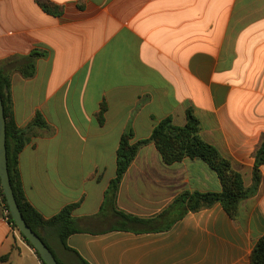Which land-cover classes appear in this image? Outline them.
<instances>
[{"label": "crops", "instance_id": "0c3cea01", "mask_svg": "<svg viewBox=\"0 0 264 264\" xmlns=\"http://www.w3.org/2000/svg\"><path fill=\"white\" fill-rule=\"evenodd\" d=\"M50 1L60 16L35 0H0V70L11 77L17 125L41 113L50 126L20 155L28 200L46 218L80 204L73 216L83 232L67 239L69 250L60 246L61 264H251L264 236V166L258 193L235 219L219 203L185 212L174 200L221 192L218 175L200 159L167 165L148 144L124 175L117 206L155 218L156 230H111L118 219L103 204L122 135L147 139L166 118L184 126L188 109L203 140L252 185L264 141V0ZM34 51L44 55L26 78L20 69ZM2 256L0 264H42L0 199Z\"/></svg>", "mask_w": 264, "mask_h": 264}, {"label": "trees", "instance_id": "16d2710c", "mask_svg": "<svg viewBox=\"0 0 264 264\" xmlns=\"http://www.w3.org/2000/svg\"><path fill=\"white\" fill-rule=\"evenodd\" d=\"M35 2L44 12L52 16H60L63 13V9L50 0H35ZM42 55L44 54L38 51H34L31 54L28 61L20 69L24 77H33L36 71L35 60ZM0 95L2 97L6 118V146L9 175L17 204L27 225L44 241L53 252L58 263L61 264L48 241L55 237L58 239L61 247L69 250L66 246L67 239L73 234L83 232L73 216L74 210L78 208L80 204L68 205L56 216L46 218L30 203L24 191L20 174V155L33 143L35 138L41 136L42 131H49L50 126L41 113H37L33 121L25 128H20L17 125L14 117V106L11 95V77L1 70ZM107 110V105L103 103L97 115L100 124L104 123ZM186 115L187 123L184 126L174 124L171 118L161 120L154 127L150 137L147 139L135 141L132 130L122 135L117 150L116 176L111 181L105 193V202L103 204V209L107 206H111L114 210L115 217L118 219V225L111 230H156L150 226L155 221V218L143 219L135 217L120 211L117 206V195L122 179L135 160L140 149L148 144H154L156 146L164 163L167 165L182 162L187 158L200 159L218 175L222 184L221 192H184L174 200L172 206L178 205L180 209L185 210V212H198L219 203L230 217L235 219L240 203L243 200L254 197L258 193L262 182L261 169L264 166V141L255 154L253 183L247 188L244 185L242 175L233 169L231 162L224 158L216 147L203 140L200 134L201 123L195 116L193 109H188ZM0 199L5 208L9 211L7 199L3 193L2 187ZM172 206H170V208ZM183 214L184 213H182L181 216ZM9 220L17 229L10 211ZM21 236L34 249L22 234ZM36 254L42 264H45L37 251ZM7 260L8 256L0 257V263L6 262ZM251 264H264V236L257 242L252 251Z\"/></svg>", "mask_w": 264, "mask_h": 264}, {"label": "water", "instance_id": "95a60500", "mask_svg": "<svg viewBox=\"0 0 264 264\" xmlns=\"http://www.w3.org/2000/svg\"><path fill=\"white\" fill-rule=\"evenodd\" d=\"M7 132L5 110L0 95V182L3 193L7 199L9 211L19 232L30 242L34 249L39 253L45 264H59L53 252L44 241L27 225L19 209L13 187L10 180L8 157H7Z\"/></svg>", "mask_w": 264, "mask_h": 264}, {"label": "rangeland", "instance_id": "374dc122", "mask_svg": "<svg viewBox=\"0 0 264 264\" xmlns=\"http://www.w3.org/2000/svg\"><path fill=\"white\" fill-rule=\"evenodd\" d=\"M19 231V230H18ZM20 233V232H19ZM49 244L52 248V250L54 251V253L56 254V256L58 258H61L62 256V251H61V248H60V245H59V242H58V239L57 238H52V239H49Z\"/></svg>", "mask_w": 264, "mask_h": 264}, {"label": "built area", "instance_id": "2783aa9c", "mask_svg": "<svg viewBox=\"0 0 264 264\" xmlns=\"http://www.w3.org/2000/svg\"><path fill=\"white\" fill-rule=\"evenodd\" d=\"M4 210H5V220L10 224V226L12 227V229L14 231H18V229H16L14 227V225L10 222V220H9V211L5 208V206H4Z\"/></svg>", "mask_w": 264, "mask_h": 264}]
</instances>
